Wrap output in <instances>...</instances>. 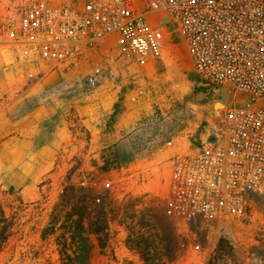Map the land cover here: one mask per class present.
I'll return each instance as SVG.
<instances>
[{
    "label": "built area",
    "instance_id": "1",
    "mask_svg": "<svg viewBox=\"0 0 264 264\" xmlns=\"http://www.w3.org/2000/svg\"><path fill=\"white\" fill-rule=\"evenodd\" d=\"M164 17L193 72L230 99L199 146L170 156L167 207L184 221L243 215L264 189V0H0V45L32 66L70 68L118 35L117 55L145 66L164 60ZM114 57L93 67L90 86L116 81Z\"/></svg>",
    "mask_w": 264,
    "mask_h": 264
},
{
    "label": "rangeland",
    "instance_id": "2",
    "mask_svg": "<svg viewBox=\"0 0 264 264\" xmlns=\"http://www.w3.org/2000/svg\"><path fill=\"white\" fill-rule=\"evenodd\" d=\"M159 25L168 27L164 60H157L148 86L155 85V117H141L125 133L121 151L114 148L108 155L107 161L119 168L110 173L102 169L69 172L50 202L16 201L9 207V217L0 212L3 227L14 225L15 240L30 243L40 264H62L59 250L64 246L68 254L76 250L79 241L71 240V232L80 216L92 245L89 264L93 258L113 264H207L220 238L226 241L227 251L216 264H264V189L250 194L245 214L215 221H184L167 207L171 165L161 172L152 157L179 133L185 139L181 146H199L230 99L193 72L175 23L164 17ZM119 45L118 35L102 42L91 52L99 62L90 69L95 64L108 66L104 54H119ZM20 91L4 92L0 100L9 101ZM134 159L150 163L139 169L127 163ZM156 173L167 179L163 193L159 181L151 179ZM4 241L2 234L0 245Z\"/></svg>",
    "mask_w": 264,
    "mask_h": 264
},
{
    "label": "crops",
    "instance_id": "3",
    "mask_svg": "<svg viewBox=\"0 0 264 264\" xmlns=\"http://www.w3.org/2000/svg\"><path fill=\"white\" fill-rule=\"evenodd\" d=\"M96 61L94 52L81 65L70 68L56 63L32 66L0 45V94L21 90L9 101L0 100L1 216L9 217V207L16 201L50 202L69 172L102 169L110 173L119 168L107 161L108 155L114 148L121 151L125 133L141 117H155V85L148 86L153 83L157 60L140 66L129 56L115 55L110 66L116 81L104 79L90 86L86 77ZM183 136L173 135L170 144L165 141L155 152L152 160L161 172L170 169L174 152L190 149V145L181 146ZM149 161L127 163L141 169ZM151 177L159 181L163 193L165 176L156 173ZM2 234L0 264H40L30 243L15 240L14 225L0 223ZM91 264L113 262L93 258Z\"/></svg>",
    "mask_w": 264,
    "mask_h": 264
},
{
    "label": "trees",
    "instance_id": "4",
    "mask_svg": "<svg viewBox=\"0 0 264 264\" xmlns=\"http://www.w3.org/2000/svg\"><path fill=\"white\" fill-rule=\"evenodd\" d=\"M87 194L84 195V197ZM83 217L80 216L76 221V225L71 232V240L79 241V246L72 253L68 254V249L63 247L60 248V256L62 264H89V259L92 251V245L89 235H85L82 224ZM54 224V222H51ZM226 241L223 238H220L215 249V254L209 260L207 264H216V259L222 257L226 250Z\"/></svg>",
    "mask_w": 264,
    "mask_h": 264
}]
</instances>
